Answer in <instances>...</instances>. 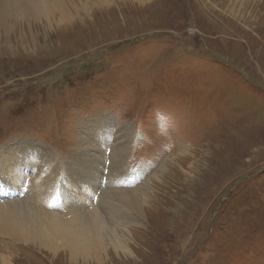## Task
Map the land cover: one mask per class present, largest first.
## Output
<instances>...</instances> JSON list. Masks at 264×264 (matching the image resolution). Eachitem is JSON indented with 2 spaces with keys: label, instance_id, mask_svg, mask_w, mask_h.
I'll return each instance as SVG.
<instances>
[{
  "label": "rangeland",
  "instance_id": "obj_1",
  "mask_svg": "<svg viewBox=\"0 0 264 264\" xmlns=\"http://www.w3.org/2000/svg\"><path fill=\"white\" fill-rule=\"evenodd\" d=\"M68 1L70 23L51 7L0 0V160L36 146L19 157L38 170L39 150L52 154L62 183L84 152L81 127L103 130L97 120L109 118L95 138L97 179L117 159L129 181L116 191L151 181L153 202L142 222L130 220L127 246L104 237L98 257L67 249L52 259L1 236L0 254L12 264H264V0ZM194 162L189 180L178 169ZM0 188L2 202L22 199L5 178Z\"/></svg>",
  "mask_w": 264,
  "mask_h": 264
},
{
  "label": "bare ground",
  "instance_id": "obj_2",
  "mask_svg": "<svg viewBox=\"0 0 264 264\" xmlns=\"http://www.w3.org/2000/svg\"><path fill=\"white\" fill-rule=\"evenodd\" d=\"M11 1L25 6L29 11H31L32 8L36 11L39 5L51 7L50 9L46 8V10H48V12L58 11L61 17L60 21L64 20V23H70L74 20V14H71L72 12L69 10V7H74V2L72 1ZM83 1H91L92 3L94 1L97 4H101L100 7L102 8L110 6L117 7L120 4H122L121 6L123 7L134 4L142 5L152 2L153 0ZM79 2H82V0H78L76 3ZM42 10H45V8L40 7L36 13H42ZM97 121L98 123L101 122L99 125H103V130H101L100 127H94L91 131L87 132L88 130L85 127H81L83 132L86 130L84 133L81 132L82 137L79 138V142L84 144L85 153L78 154L79 152H76L77 154H75V159L72 162L74 166H72L73 173L70 175V179L63 181L62 183L57 179L55 180L57 169L52 164L53 160L50 156L52 154L48 153L47 155L46 152L39 150L40 155L37 159L41 161L42 165L38 170L34 168L30 161L25 160L26 157H19V155L23 153L22 149H26L27 147L36 153L38 150L36 146L28 144L25 148L18 149L14 154H8L7 157L0 160V185L4 183L5 178L22 197V199L14 198V200L4 202L0 200L1 237L10 240L13 244L18 243L26 247L33 246L34 248L50 255L52 259L56 258L60 252L63 253V251H66L67 249L70 252L71 258L80 257V259H88V257H92V254L98 257L105 244V242H102L104 237L106 238V241L113 240L117 245V249L118 247H121V244L127 246L128 239H126L125 235L129 231L128 228H131L129 227L132 224L130 220L134 218L136 223L142 222L143 212L147 209L149 210L151 207L148 205L149 200L153 202L152 198L154 197L150 194L151 181H148V183L143 186L141 185L142 188L140 186L137 190H132L128 193L117 192L116 188L127 180L121 171H119L120 167H115L118 161L117 159L110 162L109 172L107 171L108 177L104 180L97 179L99 170L97 158L99 156L97 155V142L95 138L100 137L101 139L105 134L104 130L110 127L111 123L109 118H103ZM118 130L121 132L120 136L125 137V143L126 138L131 137L126 135L127 128H120ZM106 133L108 132L106 131ZM95 150L96 154L94 155ZM116 150L117 152H115ZM124 150V145L122 147H115L113 150L114 157H112L111 160L115 159L116 156L119 158L122 157L124 155ZM82 155L86 161H81L80 157ZM182 157L185 156L183 155L168 160L169 163H167V165L164 164L159 172L155 174L153 179L159 181V179L165 174L164 172H166L167 166L172 163L174 164L178 158ZM30 158L34 159L32 156ZM79 162L82 163L78 164ZM22 165L24 168H22ZM194 167L195 162L189 163V165L187 164L186 168L179 167L178 171L183 177L190 178L189 180H191L198 172V169ZM25 169L29 170L26 174ZM46 169L47 172H44ZM34 173H36V177L34 176ZM4 175L5 177L3 178ZM76 176L78 177L76 178ZM32 177L34 179H32ZM127 181H129V179ZM102 182L104 183V186L102 185ZM105 190L108 191L109 194L104 193L103 191ZM6 196L9 195L6 194L3 198H7ZM34 206L53 208V211H61L60 213L65 216L64 218H66L64 212H67L68 217L66 218V222H57L54 221V218L50 215H41L34 210ZM114 231H120L124 236H121L120 234L115 235ZM89 238L93 240L92 245L94 247L92 249L87 250L85 246H79L81 242L88 241ZM107 245H109L108 242ZM11 258V256L0 254V264H12Z\"/></svg>",
  "mask_w": 264,
  "mask_h": 264
}]
</instances>
